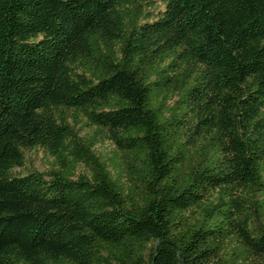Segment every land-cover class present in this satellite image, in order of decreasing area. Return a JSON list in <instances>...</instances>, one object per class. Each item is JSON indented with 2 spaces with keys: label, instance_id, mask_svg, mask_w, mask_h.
I'll list each match as a JSON object with an SVG mask.
<instances>
[{
  "label": "trees",
  "instance_id": "trees-1",
  "mask_svg": "<svg viewBox=\"0 0 264 264\" xmlns=\"http://www.w3.org/2000/svg\"><path fill=\"white\" fill-rule=\"evenodd\" d=\"M142 1L0 0V264H264V0Z\"/></svg>",
  "mask_w": 264,
  "mask_h": 264
},
{
  "label": "rangeland",
  "instance_id": "rangeland-1",
  "mask_svg": "<svg viewBox=\"0 0 264 264\" xmlns=\"http://www.w3.org/2000/svg\"><path fill=\"white\" fill-rule=\"evenodd\" d=\"M141 9L140 18L144 20V15L149 16V20H154L159 15V12L165 9V3L162 0L146 3L141 2L139 6ZM96 128L91 125H86L81 128V135H93ZM97 144L95 146L96 152L102 158L106 159L109 164L115 161L116 147L114 143L103 133L97 135ZM25 166L16 169V172H26L28 170L46 171L53 163L52 157L41 147H35L25 150ZM195 162V158L192 159ZM80 171L84 170L83 166L79 167Z\"/></svg>",
  "mask_w": 264,
  "mask_h": 264
}]
</instances>
